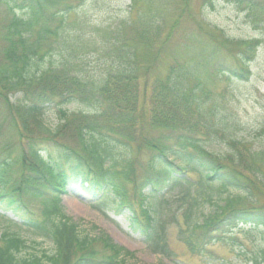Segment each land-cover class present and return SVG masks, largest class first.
Masks as SVG:
<instances>
[{
	"label": "trees",
	"instance_id": "obj_1",
	"mask_svg": "<svg viewBox=\"0 0 264 264\" xmlns=\"http://www.w3.org/2000/svg\"><path fill=\"white\" fill-rule=\"evenodd\" d=\"M86 3L0 0L9 13L0 26L5 41L0 104L18 136L0 140V212H11L54 244L51 252L36 253L30 249L38 242L3 232L0 264H128L131 250L108 234L91 236L81 227L82 219L63 212L61 196L70 186L79 187L101 213L124 216L154 253L173 257L169 233L175 226L178 240L201 258L199 264H264V240L258 242L254 232L264 231V151L238 138L215 109L206 111L203 86L188 78L198 70L195 63L170 67L164 77L152 80L149 115L141 112V84L157 61L153 50L163 42L160 15L150 9L140 14L137 0H130L119 19L103 25L85 16ZM237 3L244 4L253 28L263 31L264 0ZM207 34L235 46L238 62L212 61L217 55L212 43L209 68L247 79L263 37L234 40L217 27ZM90 54L102 63L99 75L86 69ZM55 55L56 63L46 66L44 60ZM16 93L22 96L12 101ZM72 102L89 111L56 129L44 124L42 115L51 106ZM206 114L214 120H203ZM146 117L153 134L144 132ZM72 125L77 145L64 140ZM216 142L227 149L212 150ZM34 202L43 204V218L31 208ZM238 234L256 249H247ZM217 244L232 256L219 254Z\"/></svg>",
	"mask_w": 264,
	"mask_h": 264
},
{
	"label": "rangeland",
	"instance_id": "obj_2",
	"mask_svg": "<svg viewBox=\"0 0 264 264\" xmlns=\"http://www.w3.org/2000/svg\"><path fill=\"white\" fill-rule=\"evenodd\" d=\"M129 3L130 0H87L86 6L82 9L92 23L106 25L117 20V17L119 19L125 13L123 9H126ZM137 9L140 14L150 9V11L160 15L162 26L159 39L163 41L158 48L153 50V55L157 61L148 77H145L147 79H143L141 84V112L145 113L148 110L149 115L152 105L150 99L152 80L157 77H164L170 67H184L195 63L199 65L198 70L194 75H189L188 78L190 83L199 82L203 86L204 89L200 96L206 101V111L215 109L224 120L223 123L229 124L238 138L251 143L254 149L264 151V30L253 28L247 18L244 4H238L237 0H137ZM19 12L25 14L23 11ZM8 14L7 6L0 4V26ZM262 17L264 19V13ZM175 19L178 22L174 28H171ZM213 27L221 29L226 36L234 40L263 37L256 55L249 62L251 74L247 79L225 76L213 72L209 68L208 49L212 43L217 46V55L213 57L212 61L236 66L238 64L234 58L235 46L224 44L221 36L215 39L209 38L207 32ZM4 45L5 41L1 38L0 32V58ZM86 57L90 61V65L86 69H90L91 74L99 75L103 67L102 63H97V56L90 54ZM58 58L56 55L47 57L44 64L47 66L50 61L56 63ZM206 60V63H202ZM37 63H40V60ZM21 96L20 93L12 94L11 100H17ZM83 111H89V108L77 102L68 103L62 107L51 106L43 113L42 120L49 128L56 129L66 120L75 121L76 117ZM212 118L211 114L208 117L207 114L203 116V120L208 123L214 120ZM0 120L4 125L3 136L0 137V140L11 142L12 139L13 141L18 139L16 130L5 117L3 104H0ZM147 120L146 117L143 123L144 132L148 131L149 134H153L154 131L148 126ZM64 140L72 145L78 144L74 135V125L65 130ZM211 149L216 152H224L227 147L225 144L216 142ZM21 150L22 146L17 145L15 151ZM140 153L141 159H144L146 152L141 151ZM13 171L15 174H19L20 166H15ZM67 199L76 202L81 208V212L74 213L66 204ZM262 201L264 200L262 199ZM92 203L89 197L77 186H70L68 192L61 196L63 212L75 220L82 219L81 227L86 229V233L91 236L108 234L116 243L125 246L134 253V257L128 258V264H199L201 262V258L192 255L186 246L178 240L175 226H172L169 233L170 247L174 251L173 257L170 258L152 252L140 236L129 229L124 216L117 215L111 210L106 214L101 213L92 206ZM206 207V211H208L209 205L206 204ZM31 208L36 212V215L43 218L41 213L43 204L41 202H34ZM92 225H96L97 229L92 230ZM3 232L16 233L27 239L28 243L38 242V244L33 245L35 249H30L36 253L42 249L51 252L54 247L50 239L39 236L11 212H0V234ZM254 232L263 233V235L258 234L260 238L258 242H262L264 231L254 230ZM238 235L245 241L247 249L250 248L251 252L256 249V245L250 243L247 237L242 234ZM214 249L221 255L232 256L228 247L217 244ZM251 252H248V256L252 255Z\"/></svg>",
	"mask_w": 264,
	"mask_h": 264
},
{
	"label": "bare ground",
	"instance_id": "obj_3",
	"mask_svg": "<svg viewBox=\"0 0 264 264\" xmlns=\"http://www.w3.org/2000/svg\"><path fill=\"white\" fill-rule=\"evenodd\" d=\"M66 204L68 205V207L74 212V213H78L81 212V208L79 207V205L74 202L73 200H66ZM113 235V234H112ZM115 237V236H114ZM116 238V237H115ZM117 239V238H116Z\"/></svg>",
	"mask_w": 264,
	"mask_h": 264
}]
</instances>
